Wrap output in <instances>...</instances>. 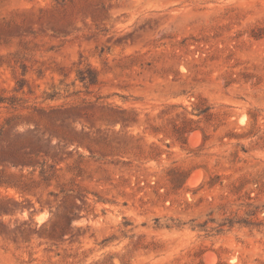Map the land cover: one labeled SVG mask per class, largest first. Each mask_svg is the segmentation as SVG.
Wrapping results in <instances>:
<instances>
[{
  "label": "rangeland",
  "instance_id": "rangeland-1",
  "mask_svg": "<svg viewBox=\"0 0 264 264\" xmlns=\"http://www.w3.org/2000/svg\"><path fill=\"white\" fill-rule=\"evenodd\" d=\"M0 264H264V0H0Z\"/></svg>",
  "mask_w": 264,
  "mask_h": 264
},
{
  "label": "trees",
  "instance_id": "trees-1",
  "mask_svg": "<svg viewBox=\"0 0 264 264\" xmlns=\"http://www.w3.org/2000/svg\"><path fill=\"white\" fill-rule=\"evenodd\" d=\"M243 224H245V225H250V226H252V223H250V222H247V223H243Z\"/></svg>",
  "mask_w": 264,
  "mask_h": 264
},
{
  "label": "bare ground",
  "instance_id": "bare-ground-1",
  "mask_svg": "<svg viewBox=\"0 0 264 264\" xmlns=\"http://www.w3.org/2000/svg\"><path fill=\"white\" fill-rule=\"evenodd\" d=\"M190 187V186H189ZM194 187V186H193Z\"/></svg>",
  "mask_w": 264,
  "mask_h": 264
}]
</instances>
